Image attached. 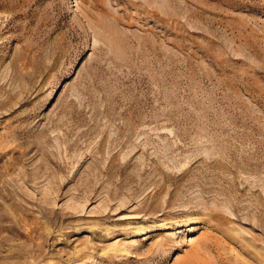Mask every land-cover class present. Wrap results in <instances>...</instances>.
<instances>
[{"label":"rangeland","instance_id":"rangeland-1","mask_svg":"<svg viewBox=\"0 0 264 264\" xmlns=\"http://www.w3.org/2000/svg\"><path fill=\"white\" fill-rule=\"evenodd\" d=\"M0 264H264V0H0Z\"/></svg>","mask_w":264,"mask_h":264}]
</instances>
